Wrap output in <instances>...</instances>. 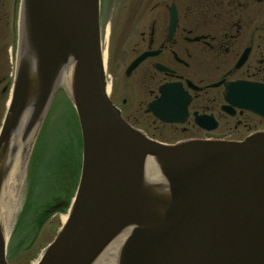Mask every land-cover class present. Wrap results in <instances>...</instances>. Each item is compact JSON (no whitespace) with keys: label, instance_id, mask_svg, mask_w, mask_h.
<instances>
[{"label":"water","instance_id":"water-1","mask_svg":"<svg viewBox=\"0 0 264 264\" xmlns=\"http://www.w3.org/2000/svg\"><path fill=\"white\" fill-rule=\"evenodd\" d=\"M99 5L22 0L13 96L0 132V195L19 147L11 143L21 135L23 181L60 88L82 136L68 219L37 264H264V132L242 142L167 145L133 128L106 92ZM162 94L148 111L184 123L191 97L177 85ZM5 226L0 218V264H8Z\"/></svg>","mask_w":264,"mask_h":264},{"label":"flooded vegetation","instance_id":"flooded-vegetation-1","mask_svg":"<svg viewBox=\"0 0 264 264\" xmlns=\"http://www.w3.org/2000/svg\"><path fill=\"white\" fill-rule=\"evenodd\" d=\"M16 4L0 0V128L13 83ZM100 25L112 99L127 121L146 117L189 138L235 142L264 132V0H101ZM168 85L192 97L184 125L147 112ZM131 94L140 114H127Z\"/></svg>","mask_w":264,"mask_h":264},{"label":"rangeland","instance_id":"rangeland-1","mask_svg":"<svg viewBox=\"0 0 264 264\" xmlns=\"http://www.w3.org/2000/svg\"><path fill=\"white\" fill-rule=\"evenodd\" d=\"M11 43L8 40L9 47ZM133 96L131 94V104L126 108L127 114H140L142 109L136 106ZM55 99L33 160L37 163L39 154L42 158L40 169L30 173V181L25 183L21 193V206L14 220L7 249L11 264L36 262L41 250L55 238L67 214L64 209L55 216L45 217V209L57 202H69L79 181L81 145L76 112L65 91L60 90ZM133 124L165 143L173 144L193 137L162 127L146 117H140Z\"/></svg>","mask_w":264,"mask_h":264},{"label":"bare ground","instance_id":"bare-ground-1","mask_svg":"<svg viewBox=\"0 0 264 264\" xmlns=\"http://www.w3.org/2000/svg\"><path fill=\"white\" fill-rule=\"evenodd\" d=\"M59 81L62 86L70 90L71 83L68 75L61 76V79ZM20 136L21 135H19L20 140L17 139V141L15 140L11 143V147L15 145H19V147H17V151L13 155V166L9 175L10 177L7 179L5 188H3L4 190L3 192H1L0 195V218L4 225H6L5 228H7V236L10 234L13 221L17 216V213H19V208L21 206L22 175L20 174H22L23 168L21 165L22 159L20 158V156L23 149V145L20 142ZM25 147L26 145L24 143V148ZM2 193L4 194L2 195Z\"/></svg>","mask_w":264,"mask_h":264}]
</instances>
